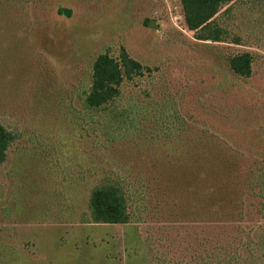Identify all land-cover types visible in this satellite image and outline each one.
<instances>
[{"label":"rangeland","instance_id":"obj_1","mask_svg":"<svg viewBox=\"0 0 264 264\" xmlns=\"http://www.w3.org/2000/svg\"><path fill=\"white\" fill-rule=\"evenodd\" d=\"M228 10L212 41L181 0H0V264H264V0ZM123 47L153 69L123 86L133 128L82 98ZM243 52L249 77L229 65ZM109 182L128 223L92 220Z\"/></svg>","mask_w":264,"mask_h":264},{"label":"trees","instance_id":"obj_2","mask_svg":"<svg viewBox=\"0 0 264 264\" xmlns=\"http://www.w3.org/2000/svg\"><path fill=\"white\" fill-rule=\"evenodd\" d=\"M240 0H181L185 23L199 40L223 41L228 29L220 24L221 14ZM59 13L71 16V9L60 8ZM240 43V39H234ZM254 56L243 52L229 59L231 70L238 76L249 77L253 70ZM153 69L132 57L123 47L117 56L106 51L99 54L92 65L91 84L83 94V104L90 110H110L114 117L130 119L129 128L135 126L139 112L130 104L119 108L125 82H133L151 74ZM137 109V107H136ZM135 111L137 112L135 115ZM165 112V110H163ZM135 116V117H134ZM15 134L0 121V165L5 161ZM92 220L96 223H128L131 213L128 209L127 193L115 182L103 183L93 188L90 195Z\"/></svg>","mask_w":264,"mask_h":264}]
</instances>
